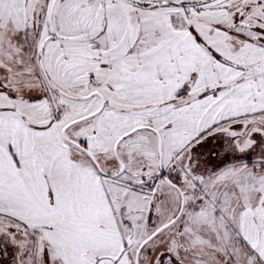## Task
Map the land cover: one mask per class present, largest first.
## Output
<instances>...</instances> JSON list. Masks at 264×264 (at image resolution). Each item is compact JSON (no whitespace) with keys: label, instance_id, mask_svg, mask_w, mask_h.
<instances>
[{"label":"snow or ice","instance_id":"obj_1","mask_svg":"<svg viewBox=\"0 0 264 264\" xmlns=\"http://www.w3.org/2000/svg\"><path fill=\"white\" fill-rule=\"evenodd\" d=\"M0 264H264V0H0Z\"/></svg>","mask_w":264,"mask_h":264}]
</instances>
